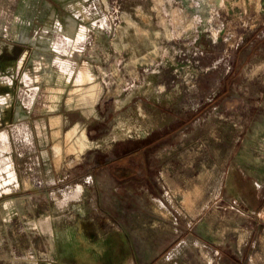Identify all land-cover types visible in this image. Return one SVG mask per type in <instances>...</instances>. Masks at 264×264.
Returning <instances> with one entry per match:
<instances>
[{"label": "crops", "instance_id": "0c3cea01", "mask_svg": "<svg viewBox=\"0 0 264 264\" xmlns=\"http://www.w3.org/2000/svg\"><path fill=\"white\" fill-rule=\"evenodd\" d=\"M221 1L137 0L132 5L137 15L143 11V2L151 13L163 9L164 37L171 44V52L168 62L148 70L152 74L147 80H131L128 86L135 91L119 99L117 109L113 108L111 116L130 122L129 126L119 125L121 143L127 137L132 143L129 153L112 164L100 165H112L117 180L114 187L106 179V185L100 184L95 192L100 228L110 224L114 234L109 238L96 236L91 220L83 221L81 231L74 223L60 230L52 222V214H45L42 207L29 213L28 208L23 212L10 210L12 203L7 212L6 206L0 207V264H73L81 238L79 257L81 252L90 254L91 244L106 248L116 243L117 256L124 260L121 264H158L159 257L167 264H264V146L255 145L264 138V112L251 119L245 111L249 98L264 93V6L253 17L251 9L249 14L244 12V28L238 22L234 27L227 23L231 29L226 31ZM16 2L0 0V24L4 25H0V56L4 57L0 72L11 69L15 54L21 58L35 53L27 47L18 52L12 48L14 40L28 39L25 33L11 32ZM19 5L21 9L28 7L25 0ZM236 42L239 48H235ZM237 65L243 84L225 85ZM85 73L93 79L88 71ZM206 74L211 75V81L201 80ZM105 84L94 81L81 88V102L73 112L99 116ZM236 87L244 89L243 95L235 92ZM12 125L0 129V154L12 156L20 153L21 145L22 150L28 148V140H22L21 133L14 130L23 125ZM19 168L18 162L7 167L3 164L0 177L7 176L8 180L2 182L4 189L0 191L29 192L28 182L18 180ZM97 179L96 172L90 171L78 192L74 187L67 193L84 195L85 185H98ZM108 183L118 198V209L123 210L121 215L140 210L153 217L147 236L142 235V225L128 228L124 217L101 204ZM156 186L161 191L157 192ZM13 220L19 223L12 225ZM49 220L52 224L45 226ZM151 232L169 233L171 242L153 254L150 250L159 241L150 237ZM205 235L213 246L203 239ZM44 241L51 243L47 247L50 251H45Z\"/></svg>", "mask_w": 264, "mask_h": 264}, {"label": "rangeland", "instance_id": "374dc122", "mask_svg": "<svg viewBox=\"0 0 264 264\" xmlns=\"http://www.w3.org/2000/svg\"><path fill=\"white\" fill-rule=\"evenodd\" d=\"M16 1V7L12 9L11 32L25 33L28 39L14 40L12 48L18 52L20 48L27 47L35 53L21 58L15 54L11 69L0 72V129L8 128L14 122L21 123L23 126H16L14 130L17 134L20 132L22 140L26 138L29 145L23 150L21 145L20 153L12 156L1 153L0 173L4 170V163L7 167L12 166L13 161L14 164L18 162V180L28 182L31 189L27 193L15 194L0 191V207L6 206L7 212L13 203L10 210L23 212L28 208L29 213H35L36 208L42 207L45 214H52V222L60 230L74 223L81 231L83 221L91 220L96 236L100 234L109 238L111 233L114 234L113 227L109 224L107 228H100V209L95 192L100 190V184L106 185V179L114 187L117 180L112 165L107 168H100V165L106 162L112 164L132 148L129 137L125 144L121 143L123 135L119 130V125L129 126L130 122L111 115L115 113L113 108L118 100L130 97L135 91L128 86L131 80H147L152 74L149 69L168 62L171 44L164 37L167 30L164 11L156 9L151 13L148 4L143 2L140 4L143 11L137 15L132 9L137 0H25L28 7L24 9L19 5L24 0ZM221 2L226 31L236 22L240 27L244 26L243 17L249 14V9L253 17L264 6V0ZM0 25L1 28L4 26L2 22ZM234 46L239 48L238 42ZM3 63L4 57L0 56V65ZM85 70L93 76L92 80L87 78ZM240 71L237 65L236 72L229 76L225 85L236 83L241 86L244 78L240 77ZM201 80L211 81L212 77L206 74ZM94 81L106 83L101 90L103 99L98 105L99 116H82L79 111L74 113L73 108L81 102V88ZM238 87L235 92L243 95L244 89ZM245 111L251 119L259 117L264 112V93L260 97L249 98ZM261 139L255 145L264 146V138ZM2 155L6 157L2 158ZM90 171L96 172L98 185L86 184L84 195H69L67 192L74 191V187L78 192L79 185L82 187L81 183ZM5 179L8 180L7 176L0 177V190L4 189L2 182ZM38 183L42 185L36 189ZM109 183L107 194H102L101 204L124 217L128 228L137 227V223L142 225V235L147 236L153 217L140 210L135 213L124 211V216L121 215L123 210L118 209V198L114 191H110L112 184ZM158 188L156 186V191H161ZM73 198L74 201H68ZM69 202L70 211L67 214L65 208ZM16 223L19 221L13 220L12 225ZM51 224L50 220L45 221V226ZM149 235L159 241V245L150 250L153 254L161 252L164 245L171 242L169 233L151 232ZM203 239L213 246L209 236L205 235ZM82 242L81 238L76 243L73 264L124 262L117 256L116 243L108 244L106 248L98 243L91 244L90 254L86 256L81 252L79 257ZM48 246L51 243L44 241L45 251ZM143 250L146 256L148 250ZM13 251L18 252V249ZM192 251L195 255L196 250ZM161 259L157 260L158 264H167Z\"/></svg>", "mask_w": 264, "mask_h": 264}, {"label": "bare ground", "instance_id": "6f19581e", "mask_svg": "<svg viewBox=\"0 0 264 264\" xmlns=\"http://www.w3.org/2000/svg\"><path fill=\"white\" fill-rule=\"evenodd\" d=\"M79 37H80V36H79ZM73 41H74V40H73ZM73 41H72V42H73ZM81 41H82V40H81ZM81 41H80V42H81ZM76 43H77V42H76ZM76 45H77V44H76ZM80 45H81V44H80ZM77 46H78V45H77ZM85 72H86V71H85ZM88 74H89V72H88ZM90 76H91V75H90ZM88 79H89V76H88ZM82 92H84V91H82ZM86 92H87V91H86ZM86 92H85V93H86ZM91 92H93V91H91ZM98 92H99V91H98ZM26 93H27V92H26ZM28 93H29V92H28ZM97 95H98V94H97ZM88 97H89V96H88ZM86 98H87V97H86ZM85 100H86V99H85ZM89 102H92V101L90 100ZM19 126H20V125H19ZM3 133H4V132H3ZM28 144H29V143H28ZM2 146H4V145H2ZM15 180H16V179H15Z\"/></svg>", "mask_w": 264, "mask_h": 264}]
</instances>
